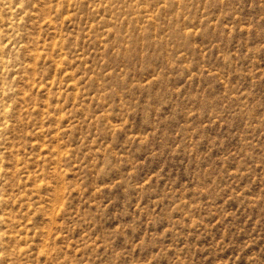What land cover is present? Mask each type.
<instances>
[{
    "label": "rangeland",
    "instance_id": "obj_1",
    "mask_svg": "<svg viewBox=\"0 0 264 264\" xmlns=\"http://www.w3.org/2000/svg\"><path fill=\"white\" fill-rule=\"evenodd\" d=\"M0 264H264V0H0Z\"/></svg>",
    "mask_w": 264,
    "mask_h": 264
}]
</instances>
